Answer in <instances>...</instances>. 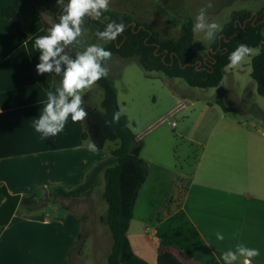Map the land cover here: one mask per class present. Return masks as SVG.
<instances>
[{"label":"crops","instance_id":"1","mask_svg":"<svg viewBox=\"0 0 264 264\" xmlns=\"http://www.w3.org/2000/svg\"><path fill=\"white\" fill-rule=\"evenodd\" d=\"M12 1L0 0V187L11 195H36V204L20 205L9 225L0 231V264H82L80 256L74 259L73 251L81 254L90 240L99 248L96 235L84 240L82 249L77 245L79 238H84V232L92 230V213L95 214L99 206L103 207V214L107 210L104 172L98 175L89 196L57 197L55 189L72 190L82 185L111 150L93 152L88 149V140L82 138L86 119L73 123L69 117L64 130L56 136L45 138L35 131L34 122L46 104L47 91L55 92L61 80L55 73L38 75L36 72L40 52L34 43L38 36L47 33L44 23H49L51 5L43 15L33 2L30 7L23 0H15L19 2L27 37L24 40L17 35L13 22L2 17V10ZM87 93L90 96L83 107L87 104L93 108V93ZM100 97L102 103L103 95ZM183 106L180 103L173 110ZM238 131H231L226 138L223 136L205 148L181 206L168 216L171 220L180 214L183 222L193 229L198 245L195 256L183 245L173 244L180 254L198 264H224V246L255 238L252 230L255 220L249 214L247 203L251 196L257 197L264 223V133ZM153 174L160 183L164 179L161 168ZM81 200L87 201L83 213L71 207ZM61 201L65 205H60ZM4 202L5 198L0 196V206ZM86 212L91 217L85 215ZM148 221L137 218L135 205L129 240L140 258L157 264L159 244L167 241L162 237L151 238L149 228L153 229V234H158L162 222ZM216 231L225 235L223 241L216 239Z\"/></svg>","mask_w":264,"mask_h":264},{"label":"rangeland","instance_id":"2","mask_svg":"<svg viewBox=\"0 0 264 264\" xmlns=\"http://www.w3.org/2000/svg\"><path fill=\"white\" fill-rule=\"evenodd\" d=\"M32 2L43 15L46 13L45 9L51 5L47 30L57 23L55 17L58 11L50 0ZM211 2L213 6L208 9V20L221 25L222 30L234 12L247 11L256 14L264 9V0H211ZM206 3L207 0H110L109 11L126 14L138 22L150 23L163 38H176L180 32L182 15H186L194 22L198 10ZM83 27L85 31L79 38L80 46L71 45L65 49L69 55L75 56L76 51H83L88 45L98 44L104 47L108 44L109 41L100 40L93 35L86 18ZM220 33L221 31L217 33L214 40L205 39L203 33H195L194 51L205 56ZM258 52L259 49H253L250 57L248 56L240 65L225 68L221 83L215 88L208 89L192 88L181 79H170L161 73L147 72L135 58L111 56L107 65L109 69L107 76L115 84L119 108L125 109L123 115L128 118L130 129L143 143L141 156L149 167V175L136 203L137 218L146 221L151 219L149 221L154 223L162 222L158 234H153V229L149 228L148 234L151 238H165L166 243L173 247L175 246L173 242H176L195 256L198 245L195 244L193 229L183 222L180 214L173 216L171 220L168 216L173 215L181 206L199 157L205 148L207 149L215 140H221L223 136L226 138L232 132L238 133L241 129L264 133V98L258 94L257 84L251 77V58ZM90 91L93 93L91 106L101 111L102 90L94 85L85 93ZM218 101L225 104L226 111L217 103ZM180 103L184 106L177 110L171 119L165 120L168 113ZM173 121L175 126H172ZM114 148V144L106 146V149ZM158 168L163 169L165 173L161 183L155 180L156 175L153 174ZM252 197L247 203L249 214L255 220L252 229L255 238L231 242L223 249L234 250L237 243H244L247 247L260 250V255L253 258L252 264H264L262 208L257 206V197ZM60 205L65 203L61 201ZM71 205L74 211L83 213L87 201L81 200ZM92 214L94 215L92 230L84 232V238L80 240L79 245L82 249L84 240L87 241L89 236L96 235L99 248L93 246V241L90 240L84 252L79 254V251L75 250L73 256L74 259L80 256L82 264L84 262L96 264V260L98 264H107L106 256L112 249L113 240L108 226L101 224L98 218V215L103 214V207L99 206L98 211ZM85 215L91 217L87 212ZM177 228L179 230L175 231ZM180 259L186 264H192L190 263L192 259L186 258L185 255L180 256ZM242 260L241 257L235 264H242ZM192 262L197 264L194 260Z\"/></svg>","mask_w":264,"mask_h":264},{"label":"trees","instance_id":"3","mask_svg":"<svg viewBox=\"0 0 264 264\" xmlns=\"http://www.w3.org/2000/svg\"><path fill=\"white\" fill-rule=\"evenodd\" d=\"M23 1L32 7L31 0ZM50 1L58 11L55 17L58 23L62 10L57 6V0ZM2 17L11 20L17 35L26 40L18 1L14 0L5 7ZM86 19L96 38V32L103 31L107 23H123L124 32L116 40L109 41L104 46L106 50L124 59L135 58L145 71L161 73L170 79H181L192 88L217 87L223 80L229 54L239 44H246L250 49H259V53L251 60V77L257 84L258 94L264 98V9L256 14L247 11L234 12L205 56L194 51V22L186 15H182L180 32L176 38H163L152 24L138 22L126 14L109 10L103 13L100 20L90 17ZM44 25L46 27L47 24ZM70 56L75 58L73 54ZM109 61L106 62V67ZM56 77L62 78L58 75ZM95 85L103 92L101 111L85 104L88 115L82 138L94 141L99 152L104 151L107 144H114L115 148L91 171L82 185L72 190L56 188L55 196H89L98 175L103 171L107 210L99 221L108 226L113 240L107 264H149L133 251L128 234L140 190L149 175L148 164L141 156L143 143L130 129L125 115L121 116L118 123H112L113 113L120 109L114 82L106 76ZM89 96L88 93L84 95L85 102ZM217 103L224 111L227 110L222 101ZM0 196L5 198L4 204L0 206V231L9 225L20 205L31 207L36 204V195H11L4 187H0ZM180 256L184 255L170 244L162 242L158 247L157 264H186ZM190 263L195 264L192 260Z\"/></svg>","mask_w":264,"mask_h":264},{"label":"clouds","instance_id":"4","mask_svg":"<svg viewBox=\"0 0 264 264\" xmlns=\"http://www.w3.org/2000/svg\"><path fill=\"white\" fill-rule=\"evenodd\" d=\"M109 3L110 0H67L66 3L65 0H57V6L62 10L59 22L47 30V35L35 39L34 47L40 52L37 74L55 73L62 77L55 92L47 91L46 104L39 119L34 122L35 131L41 133L42 137L58 135L64 130L69 117L73 123L86 119L88 113L83 107V95L108 75L109 69L105 64L111 59L112 53L98 44H92L83 51H76L73 58L65 49L71 45L80 46L79 38L85 31V18L100 20L103 13L109 10ZM212 6L211 0H207L205 6L198 10L192 27L193 33H203L207 40H214L217 33L222 31L221 25L208 20L207 12ZM124 30L123 23L112 21L106 24L103 31H97L96 36L100 40L113 41ZM250 52L248 45L239 44L229 54L226 68L237 67ZM124 112V108L114 112L112 123H118ZM87 147L93 152L98 150L90 139ZM215 237L218 241L225 239L221 231H216ZM259 255V249L237 243L234 250L229 249L222 254V259L224 264H235L242 257V264H252L253 258Z\"/></svg>","mask_w":264,"mask_h":264},{"label":"built area","instance_id":"5","mask_svg":"<svg viewBox=\"0 0 264 264\" xmlns=\"http://www.w3.org/2000/svg\"><path fill=\"white\" fill-rule=\"evenodd\" d=\"M182 106V105H181ZM175 113H176V110H173V111H171L164 119L166 120V119H171L172 118V116L173 115H175ZM176 124H175V122L173 121L172 122V126H175Z\"/></svg>","mask_w":264,"mask_h":264}]
</instances>
